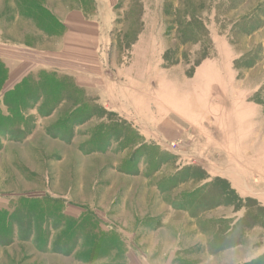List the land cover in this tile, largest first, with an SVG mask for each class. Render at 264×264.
I'll use <instances>...</instances> for the list:
<instances>
[{"label": "rangeland", "instance_id": "1", "mask_svg": "<svg viewBox=\"0 0 264 264\" xmlns=\"http://www.w3.org/2000/svg\"><path fill=\"white\" fill-rule=\"evenodd\" d=\"M76 3L87 15L100 7L107 73L133 83L136 98L156 100L158 124L142 119L141 135L103 108L98 89L54 72L29 75L28 97L0 121V264H127L144 217L134 211L152 205L148 191L162 210L194 217L210 253L246 245L247 264H264V208L192 163L197 128L175 114L196 119V102L212 105L216 118L238 116V127L264 137V0ZM38 78L47 82L35 88ZM165 116L172 128L161 127ZM201 195L205 209L192 212Z\"/></svg>", "mask_w": 264, "mask_h": 264}, {"label": "crops", "instance_id": "2", "mask_svg": "<svg viewBox=\"0 0 264 264\" xmlns=\"http://www.w3.org/2000/svg\"><path fill=\"white\" fill-rule=\"evenodd\" d=\"M100 18L99 6L87 15L76 0H0V63L6 70L0 105L3 94L32 73L54 72L69 76L86 91L98 89L103 108L138 125L141 135H146L140 128L142 119L158 124L156 100L153 105L146 103L136 98L133 83L126 86L110 79L103 51L108 31ZM196 105V119L175 111L186 125L197 128L192 163L202 167L210 181L225 180L240 199H254L264 208L263 134L258 141L251 127L237 126L238 116L226 122L216 118L212 105ZM164 107L166 115L173 114L169 103ZM168 118L160 122L161 127L172 128ZM144 193L152 195V205L134 211L144 217L126 253L127 264H247L253 260L252 249L247 253L246 245L210 253L194 217L185 210H162L156 206L157 191ZM218 209L209 211L208 217ZM145 220L156 221L157 226L146 227Z\"/></svg>", "mask_w": 264, "mask_h": 264}, {"label": "trees", "instance_id": "3", "mask_svg": "<svg viewBox=\"0 0 264 264\" xmlns=\"http://www.w3.org/2000/svg\"><path fill=\"white\" fill-rule=\"evenodd\" d=\"M43 18H47V14L45 16H43ZM6 74V70L4 68V66L2 65V63H0V90H1V85L2 82L4 80ZM28 81V77L23 80L20 84L16 85L14 87L13 90L8 91L6 93L3 94V105L7 108L8 112L6 114V116H0V121L6 120L7 118H9V116H14L16 115V113L14 112V107L15 108H19L20 107V103L21 101H23L24 99H26L28 97V94L30 93V91H28V88H30V86L24 84V81ZM46 79L45 78H38L37 82L34 83L33 85L35 86V88H39L40 86L46 84ZM25 85V90L23 89L22 91L18 90L22 85ZM220 182H224L227 183L226 181L223 180H218ZM228 189H229V185L227 184ZM207 187H211V185L209 183L205 184L201 189ZM201 190H197L196 193H200ZM207 196H202L200 198L194 199L191 202V207L192 212L198 213V212H203V210L205 209L206 205H207V200H206ZM220 246V245H219ZM225 247H230V246H226V240L221 242V250L224 249ZM262 260L264 261V257H262Z\"/></svg>", "mask_w": 264, "mask_h": 264}]
</instances>
